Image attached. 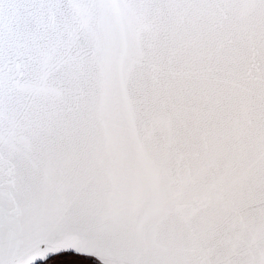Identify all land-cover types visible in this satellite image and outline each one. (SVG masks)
I'll return each instance as SVG.
<instances>
[{"label": "snow or ice", "instance_id": "1", "mask_svg": "<svg viewBox=\"0 0 264 264\" xmlns=\"http://www.w3.org/2000/svg\"><path fill=\"white\" fill-rule=\"evenodd\" d=\"M0 264H264V0H0Z\"/></svg>", "mask_w": 264, "mask_h": 264}, {"label": "flooded vegetation", "instance_id": "2", "mask_svg": "<svg viewBox=\"0 0 264 264\" xmlns=\"http://www.w3.org/2000/svg\"><path fill=\"white\" fill-rule=\"evenodd\" d=\"M69 259H71V258H69Z\"/></svg>", "mask_w": 264, "mask_h": 264}]
</instances>
